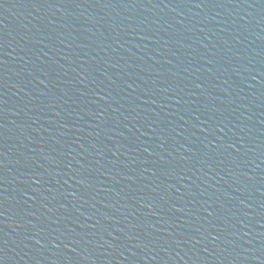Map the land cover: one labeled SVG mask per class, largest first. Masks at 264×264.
Here are the masks:
<instances>
[{"label":"water","instance_id":"1","mask_svg":"<svg viewBox=\"0 0 264 264\" xmlns=\"http://www.w3.org/2000/svg\"><path fill=\"white\" fill-rule=\"evenodd\" d=\"M0 264H264V0H0Z\"/></svg>","mask_w":264,"mask_h":264}]
</instances>
